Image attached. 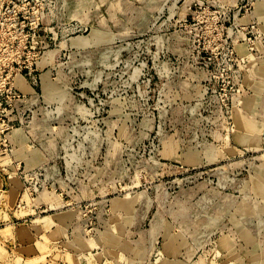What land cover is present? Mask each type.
Segmentation results:
<instances>
[{"label":"rangeland","instance_id":"rangeland-1","mask_svg":"<svg viewBox=\"0 0 264 264\" xmlns=\"http://www.w3.org/2000/svg\"><path fill=\"white\" fill-rule=\"evenodd\" d=\"M0 60V264H264V0H0Z\"/></svg>","mask_w":264,"mask_h":264},{"label":"built area","instance_id":"built-area-1","mask_svg":"<svg viewBox=\"0 0 264 264\" xmlns=\"http://www.w3.org/2000/svg\"><path fill=\"white\" fill-rule=\"evenodd\" d=\"M4 60H0V97H6V99H15L17 98V100L20 99V91L14 86V83L12 81V83H8L7 81H9V75L6 74H2L1 73V69L4 68L6 65L2 62ZM5 62V61H4ZM3 72V71H2ZM4 82V83H3ZM5 86H8V89H6ZM16 101V100H14ZM14 101H11V103H7V101H4L3 99L0 98V110L2 109V106L7 105L8 107H10L11 105H14ZM19 107H23V105H18Z\"/></svg>","mask_w":264,"mask_h":264},{"label":"crops","instance_id":"crops-1","mask_svg":"<svg viewBox=\"0 0 264 264\" xmlns=\"http://www.w3.org/2000/svg\"><path fill=\"white\" fill-rule=\"evenodd\" d=\"M31 164H32V163H31ZM0 207H1L2 210H3V211L1 210V213H0V216H1V215H3V214L5 213L4 211H6V210H5L4 208H6V207H5V205H4L3 203L0 204Z\"/></svg>","mask_w":264,"mask_h":264},{"label":"bare ground","instance_id":"bare-ground-1","mask_svg":"<svg viewBox=\"0 0 264 264\" xmlns=\"http://www.w3.org/2000/svg\"><path fill=\"white\" fill-rule=\"evenodd\" d=\"M19 79V78H18ZM19 84V83H18ZM21 87V86H20ZM30 91V90H29Z\"/></svg>","mask_w":264,"mask_h":264}]
</instances>
